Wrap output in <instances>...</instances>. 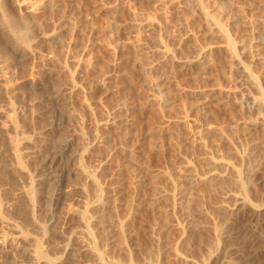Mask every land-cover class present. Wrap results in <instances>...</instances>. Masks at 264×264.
<instances>
[{
  "label": "rangeland",
  "instance_id": "rangeland-1",
  "mask_svg": "<svg viewBox=\"0 0 264 264\" xmlns=\"http://www.w3.org/2000/svg\"><path fill=\"white\" fill-rule=\"evenodd\" d=\"M0 9V264H264V0Z\"/></svg>",
  "mask_w": 264,
  "mask_h": 264
},
{
  "label": "bare ground",
  "instance_id": "bare-ground-1",
  "mask_svg": "<svg viewBox=\"0 0 264 264\" xmlns=\"http://www.w3.org/2000/svg\"><path fill=\"white\" fill-rule=\"evenodd\" d=\"M0 32L1 33H3L8 39H9V41L11 42V44H12V47H13V52H15V53H19V52H23L24 50L22 49V47H21V43H22V37H21V32H20V23H19V21H18V19L11 13V12H7V11H4V10H1L0 9ZM194 58H188V60H189V63L191 62L192 63V61H195V60H193ZM186 60V59H185ZM188 60H186V61H188ZM190 65V64H189ZM0 72H1V68H0ZM24 87H25V85H24ZM23 86H22V88H24ZM17 89L18 88H20V87H16ZM25 88H27V85H26V87ZM125 105V104H124ZM125 106H120V108H124ZM12 127H14V128H16L14 125H12ZM8 172V171H7ZM9 173V172H8ZM6 175V174H5ZM7 177V176H6ZM16 177H18V175L16 174ZM13 179H14V177H13ZM18 179V178H17ZM15 180H16V178H15ZM17 181V180H16ZM16 181H14V182H16ZM10 192H12V196H13V199H16V200H21L20 198L21 197H23V196H25L26 194H27V192H26V190L20 185V183L18 184L17 183V185L15 186V187H13V189H12V191H10ZM20 197V198H19ZM18 198V199H17ZM12 198H10L9 200H11ZM13 199H12V201H13ZM7 201V202H11V201ZM15 201V200H14ZM19 202V201H18ZM9 204H12V202L11 203H9ZM23 204V203H22ZM18 208H19V205H18ZM24 209V208H23ZM74 210V212H75V210L76 209H72V211ZM18 211H19V209H18ZM20 211H21V209H20ZM24 212V211H23ZM76 213V212H75ZM77 213H78V211H77ZM24 216V215H23ZM21 216H19V219L18 218H11V219H9L8 221H7V224L9 225V227L14 231V232H17L18 230H19V228H23V226H24V222H22L23 220H22V218H20ZM25 217V216H24ZM23 219H25V218H23ZM28 221V220H27ZM27 221H25V222H27ZM29 222V221H28ZM27 222V223H28ZM244 222V221H243ZM263 222H264V220H263ZM26 223V224H27ZM262 225L264 224V223H261ZM25 227V226H24ZM264 226H262L261 228H263ZM264 230V229H263ZM246 233V232H245ZM247 233H249V232H247ZM240 235V234H239ZM247 236H249V234H246ZM245 235V236H246ZM243 237V239H245L246 237ZM258 238H260V236L258 237ZM239 239H241V238H239ZM247 239H249L248 241H246V242H249L250 241V246H251V249L249 248V252H244L243 253V255L242 256H244V262L242 263V264H255V262L257 263L258 261H256L255 260V258L257 257V254L259 255V253L261 252L262 254H263V252L262 251H259V253L257 252L258 251V248L260 247L261 248V246L259 245V247L258 248H256L255 249V244H257V234H256V236L253 234V237L251 238V237H247ZM247 239H245V240H247ZM251 239V240H250ZM257 239V240H256ZM245 240H244V242H245ZM259 241V240H258ZM245 242V243H246ZM259 243V242H258ZM261 243V242H260ZM247 244V243H246ZM249 244V243H248ZM248 244H247V246H248ZM246 246V245H245ZM254 247V248H253ZM257 247V246H256ZM248 248V247H247ZM259 248V250H261ZM252 249H254L253 250V252L252 251H250V250H252ZM244 250H246V248L244 249ZM248 250V249H247ZM246 253H248V254H246ZM245 254V255H244ZM261 256V255H260ZM259 256V257H260ZM242 258V257H241ZM258 258V257H257ZM256 258V259H257ZM261 259V257L258 259V260H260ZM259 264H260V261H259Z\"/></svg>",
  "mask_w": 264,
  "mask_h": 264
}]
</instances>
